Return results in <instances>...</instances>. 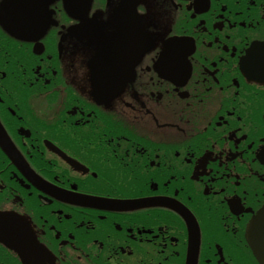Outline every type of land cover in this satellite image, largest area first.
I'll return each mask as SVG.
<instances>
[{"label": "flooded vegetation", "instance_id": "af4514ba", "mask_svg": "<svg viewBox=\"0 0 264 264\" xmlns=\"http://www.w3.org/2000/svg\"><path fill=\"white\" fill-rule=\"evenodd\" d=\"M257 211L264 0H0V264H264Z\"/></svg>", "mask_w": 264, "mask_h": 264}, {"label": "water", "instance_id": "95a60500", "mask_svg": "<svg viewBox=\"0 0 264 264\" xmlns=\"http://www.w3.org/2000/svg\"><path fill=\"white\" fill-rule=\"evenodd\" d=\"M256 226H257V219H255V220L253 221V223H252V225H251V229H252V230H255ZM254 247H255V246H254ZM255 251H256V249H255Z\"/></svg>", "mask_w": 264, "mask_h": 264}]
</instances>
